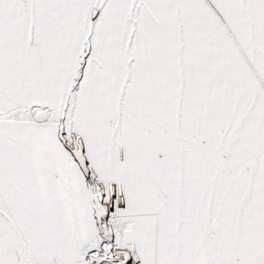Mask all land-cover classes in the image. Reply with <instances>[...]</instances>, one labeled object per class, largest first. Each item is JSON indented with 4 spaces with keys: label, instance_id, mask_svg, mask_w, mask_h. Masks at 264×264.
<instances>
[{
    "label": "snow or ice",
    "instance_id": "1",
    "mask_svg": "<svg viewBox=\"0 0 264 264\" xmlns=\"http://www.w3.org/2000/svg\"><path fill=\"white\" fill-rule=\"evenodd\" d=\"M0 264H264V0H0Z\"/></svg>",
    "mask_w": 264,
    "mask_h": 264
}]
</instances>
